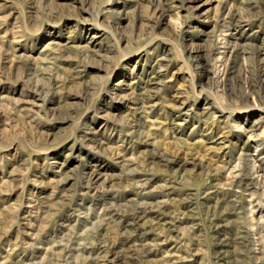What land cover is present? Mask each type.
<instances>
[{
    "label": "rangeland",
    "instance_id": "rangeland-1",
    "mask_svg": "<svg viewBox=\"0 0 264 264\" xmlns=\"http://www.w3.org/2000/svg\"><path fill=\"white\" fill-rule=\"evenodd\" d=\"M249 81L264 0H0V264H264Z\"/></svg>",
    "mask_w": 264,
    "mask_h": 264
},
{
    "label": "bare ground",
    "instance_id": "bare-ground-1",
    "mask_svg": "<svg viewBox=\"0 0 264 264\" xmlns=\"http://www.w3.org/2000/svg\"><path fill=\"white\" fill-rule=\"evenodd\" d=\"M197 47V46H196ZM198 50V49H197ZM192 51V50H191ZM252 54V53H251ZM218 55V54H217ZM219 56H221V55H219ZM195 58V57H194ZM220 57H218L217 59H219ZM253 60V59H252ZM211 61V60H210ZM221 62V61H220ZM219 63V62H218ZM216 67L217 68H215V69H218L219 68V66H217L216 65ZM228 69V68H227ZM225 68H224V70L220 73L218 70H216V71H214V77H215V83H216V85L218 86V82H219V80H222L223 78H224V75H225ZM232 72V71H231ZM254 78V77H253ZM225 81V80H224ZM245 82H247V81H245ZM258 82V81H257ZM257 82H253V81H249L248 82V88L250 89V90H252V91H255L256 92V94H258V96L259 97H261V98H264V94H263V90H262V87L260 86V84H258ZM218 93V92H217ZM249 93V92H248ZM220 95V94H219ZM221 96H223V95H220V97ZM219 97V98H220ZM240 165V164H239ZM244 168V167H243ZM243 171V170H242ZM240 172V171H239ZM238 172V173H239ZM243 173V172H242ZM241 173V174H242ZM240 179V178H239ZM244 180V179H243ZM240 182V181H239ZM248 183V182H247ZM258 184V183H257ZM239 185V184H238ZM244 186V185H243ZM246 186H248V185H246ZM245 190H246V188H244ZM243 189V190H244ZM264 189V188H263ZM255 190V189H254ZM257 190V189H256ZM252 193H250V195H251ZM263 195V194H262ZM252 196V195H251ZM259 198V196L257 197V199ZM262 198V197H261ZM256 199V200H257ZM261 200V199H260ZM227 202V201H226ZM229 202V201H228ZM262 202V201H261ZM260 204V203H259ZM253 207V206H252ZM249 210V209H248ZM251 210H252V208H251ZM249 212V211H248ZM253 213V212H252ZM260 214H261V212H259ZM263 213V212H262ZM250 215V214H249ZM253 215V214H252ZM259 216V215H258ZM220 217V216H219ZM251 217V216H250ZM262 217V216H261ZM260 217V218H261ZM261 220V219H260ZM259 222V221H258ZM260 224V223H259ZM251 225V224H250ZM256 226V225H255ZM258 226V225H257ZM264 226V225H263ZM259 227V226H258ZM257 229H259V228H257ZM261 230V229H260ZM261 238H263L262 236H261ZM262 240V239H261ZM264 249V248H263ZM220 252V251H219ZM218 252V253H219ZM220 256V255H219Z\"/></svg>",
    "mask_w": 264,
    "mask_h": 264
}]
</instances>
